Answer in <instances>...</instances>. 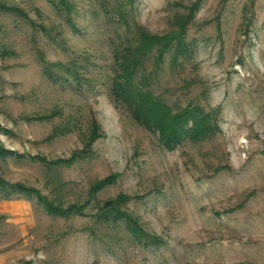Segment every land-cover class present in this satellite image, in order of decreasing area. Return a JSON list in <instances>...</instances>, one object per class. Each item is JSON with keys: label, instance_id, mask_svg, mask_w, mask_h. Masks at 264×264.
Segmentation results:
<instances>
[{"label": "rangeland", "instance_id": "rangeland-1", "mask_svg": "<svg viewBox=\"0 0 264 264\" xmlns=\"http://www.w3.org/2000/svg\"><path fill=\"white\" fill-rule=\"evenodd\" d=\"M68 1L0 0V176L68 210L0 198V264H264V0ZM191 13L189 55L144 70L210 132L167 148L115 98L117 53Z\"/></svg>", "mask_w": 264, "mask_h": 264}, {"label": "trees", "instance_id": "trees-1", "mask_svg": "<svg viewBox=\"0 0 264 264\" xmlns=\"http://www.w3.org/2000/svg\"><path fill=\"white\" fill-rule=\"evenodd\" d=\"M50 1L55 2V0ZM58 2L69 13L72 12L73 8L68 0H58ZM2 10L11 11L14 8L0 3V11ZM123 21L128 26L125 17H123ZM176 21V29L165 35L153 34L142 26L136 28L138 44L134 47L128 46L124 48V51H118L117 53L121 75L113 85L115 98L126 104L135 113L136 118L147 128L158 131L167 148H174L188 136L198 138L199 134L210 132L208 129H200L199 127L202 116L197 112L201 111L198 107L193 108V106H190L175 113L171 106L163 102L161 97L150 89V76L145 74L144 62L152 56H154V62L158 67L170 51L173 52V63H177L179 58H185L189 55L190 45L187 42V33L190 24L193 22V13L188 16L180 15ZM190 123H192L191 127H189ZM193 123L195 126H193ZM0 155L6 158L8 154L0 148ZM61 162L69 161L58 160L51 162V164L59 165ZM103 187L104 182H99L94 190L98 191ZM22 196H36L51 214L68 212L62 205L45 198L39 190L26 187L21 183H9L0 176V198L9 200ZM119 201H107L100 208L101 214L107 218H110V216L115 217V219L116 216L124 218L127 228L134 237L141 238L142 236L153 239L143 232L134 217L122 211Z\"/></svg>", "mask_w": 264, "mask_h": 264}]
</instances>
